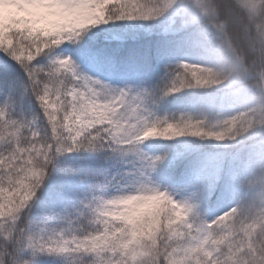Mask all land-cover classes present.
<instances>
[{
  "label": "snow or ice",
  "instance_id": "6c2138e0",
  "mask_svg": "<svg viewBox=\"0 0 264 264\" xmlns=\"http://www.w3.org/2000/svg\"><path fill=\"white\" fill-rule=\"evenodd\" d=\"M0 264H264V0H0Z\"/></svg>",
  "mask_w": 264,
  "mask_h": 264
}]
</instances>
